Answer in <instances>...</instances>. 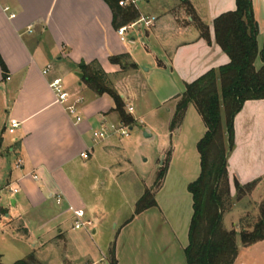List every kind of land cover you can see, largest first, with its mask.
<instances>
[{"label": "crops", "instance_id": "obj_1", "mask_svg": "<svg viewBox=\"0 0 264 264\" xmlns=\"http://www.w3.org/2000/svg\"><path fill=\"white\" fill-rule=\"evenodd\" d=\"M217 1L219 5L210 17H202L193 5L210 27V42L201 37L196 26H173L168 30L171 44L161 55L166 60L158 57L157 65L170 71L179 84L178 91L183 84L230 61L216 41L214 20L236 9V0ZM253 4L260 39L264 36V0H253ZM140 33V37L150 36ZM127 53L137 64L133 70L142 75L126 36L122 39L113 25L112 9L105 0H0V190L18 188L17 193L12 191L17 196L12 199L13 207H0V223L8 219L17 236L34 235L39 246L34 244L31 253L47 242L67 240L66 225L76 229L73 208L85 209L88 218L94 220L89 233L98 232L100 211L89 196L101 180L90 168L97 159H104L110 176L116 178L119 159L113 160L117 134L109 131L107 137L96 139L94 132L120 121H116L113 96L91 89L78 74L82 72L79 65L97 61L107 73H117L120 64L111 62L110 56ZM49 65L52 67L46 74ZM56 77L63 79L70 93L66 103L57 102L50 87ZM119 92L127 102V92ZM70 105L77 106L82 120L69 112ZM13 118L21 125L10 133L8 126ZM234 126L235 146L228 158L232 191L235 178L246 183L264 173V99L246 101ZM205 131L204 126L203 135ZM83 152L88 157L82 156ZM168 177L169 172L164 182ZM57 194L62 196L61 203ZM137 199L138 195L133 206ZM157 207L158 202L136 213L135 206L115 241L117 264H187V246L180 241L173 219ZM18 222L21 227L16 225ZM127 229L128 242L123 248L120 239Z\"/></svg>", "mask_w": 264, "mask_h": 264}, {"label": "rangeland", "instance_id": "obj_2", "mask_svg": "<svg viewBox=\"0 0 264 264\" xmlns=\"http://www.w3.org/2000/svg\"><path fill=\"white\" fill-rule=\"evenodd\" d=\"M193 5L202 17H210L211 13L216 11L219 1H138L140 17L150 16L153 23H137L128 28L125 36L142 75L138 71L135 72L131 60L125 58L123 65H120V71L107 73L104 80L107 86L118 92H127L129 100L125 102V110L132 113L136 119L133 129L128 126V137L119 134L116 137L117 148L113 160L116 157L119 159V176L112 178L104 166V159L96 158L97 162L90 168V172L96 174L101 181L98 189L89 198L92 204L99 207V220L96 223L98 232L91 235L90 229L72 230L68 223L67 240L56 239L40 246L39 251H33L44 264H108L107 253L111 262L110 251L118 239V233L122 225L131 219L132 211L135 212L133 199L138 195V201L146 190L154 194L159 184L158 174L164 168L169 172V177L166 182L163 180L162 187L156 193L160 206L157 210L173 219L180 241L185 246L188 245L189 225L193 214V200L188 184L196 180L201 172L197 145L204 133L202 131L205 123L196 106L190 104L181 126L172 129L177 96L184 92L185 85L178 91L179 84L174 82L169 70L158 68L157 58L166 60L161 55L165 54V48L171 44L170 35L167 37L171 27H197L199 15ZM140 32L150 36L140 37ZM132 37L136 40L132 41ZM259 40L262 48L264 36ZM261 64V58L258 57L256 65L260 67ZM129 106H133V111H129ZM120 120L117 113L116 121ZM223 123L225 124L224 112ZM145 132L151 136L147 137ZM129 158L132 163L128 162ZM142 174L144 178L140 177ZM257 179L258 184L250 192H240L233 187V204L224 216L225 227L236 229L238 232L239 249L234 264H264V240L244 246L239 233L244 226L253 227L259 218L261 205L264 203V173L252 181ZM249 182L240 183L245 185ZM15 197L16 194H13L10 188L1 189L0 207H13L12 199ZM16 225L21 227L19 222ZM31 225H35V220ZM128 232L127 229L120 239L123 248L127 246ZM38 243L34 235L31 238L15 235L8 219L1 221L0 254L5 264H13L24 258L31 253L34 244L39 246Z\"/></svg>", "mask_w": 264, "mask_h": 264}, {"label": "trees", "instance_id": "obj_3", "mask_svg": "<svg viewBox=\"0 0 264 264\" xmlns=\"http://www.w3.org/2000/svg\"><path fill=\"white\" fill-rule=\"evenodd\" d=\"M113 13L116 29L130 25L140 18L134 5L121 6L120 0H105ZM188 1V0H184ZM193 19H195L193 17ZM197 27L201 37L210 42V27L197 16ZM215 38L230 58L228 63L211 68L191 82L186 83L183 93L177 96L175 118L172 129L179 127L190 104L199 111L206 131L197 148L201 158V172L192 181L188 190L193 199V215L189 227V244L185 248L187 264H234L238 256V232L227 229L224 216L233 204L232 185L228 158L235 146L236 115L248 100L264 99V44L259 45V24L254 13L253 0H236V9L218 15L214 20ZM261 58L260 67L256 65ZM130 55H111L113 63L123 65ZM132 69L137 64L131 61ZM84 82L98 94L109 93L116 101L120 122L134 126L136 119L125 110V101L120 93L104 83L108 75L94 61L79 65ZM223 112L225 124L223 123ZM167 169L158 174V187L153 194L146 190L136 203V213L157 205L156 193L162 187ZM258 179L242 185L235 178L234 186L240 192H250ZM244 246L264 240V203L259 218L253 227H243L239 232ZM110 264H117L116 243L110 251ZM0 264H5L0 254ZM13 264H44L35 253L17 260Z\"/></svg>", "mask_w": 264, "mask_h": 264}, {"label": "built area", "instance_id": "obj_4", "mask_svg": "<svg viewBox=\"0 0 264 264\" xmlns=\"http://www.w3.org/2000/svg\"><path fill=\"white\" fill-rule=\"evenodd\" d=\"M138 1L139 0H120L119 3L121 6H128V5H134L136 8L139 9L138 7ZM6 10L9 9V7L7 6L5 8ZM11 16H15V14H11ZM137 23H144L145 25H150L153 23V18H151L150 16H141L136 22H134L133 24L127 25V26H122L118 29V33L121 35L122 39H125V35L126 32L128 31V28L134 26ZM51 65L47 66V68L44 70V73H49L51 70ZM50 87L52 88V90L55 93L56 96V101L59 103H66L69 98H70V93L69 91L66 89L63 79L61 77H56L54 78L51 82H50ZM69 112L71 114H74L77 116V120L80 121L82 120V117L80 115H78V108L76 105H70L68 107ZM133 110V106H129V111ZM21 122L18 119H11L10 121V125L8 126V131L10 133H14L16 131V129L18 127H20ZM129 125H126L122 122L119 123H111L109 128L105 129L102 128L101 130H97L94 132V137L96 139H102L105 138L109 135V131H112L115 134H119L121 136H125L128 137L130 135L129 129H128ZM82 156L84 157H88V154L83 152ZM21 163V160H19V164ZM38 175L34 174V178L38 179ZM12 191L14 193L18 192V188H13L12 187ZM58 203L62 202V196L60 194H57L56 196ZM73 219H74V228L76 229H90L91 227L94 226V221L91 220L90 218H88L87 213L85 211V209L83 208H73Z\"/></svg>", "mask_w": 264, "mask_h": 264}, {"label": "water", "instance_id": "obj_5", "mask_svg": "<svg viewBox=\"0 0 264 264\" xmlns=\"http://www.w3.org/2000/svg\"><path fill=\"white\" fill-rule=\"evenodd\" d=\"M78 74H79L81 77L83 76V73H82V72H79ZM131 129H132V126H131ZM145 135H146L147 137L151 136V134L148 133V132H145Z\"/></svg>", "mask_w": 264, "mask_h": 264}]
</instances>
